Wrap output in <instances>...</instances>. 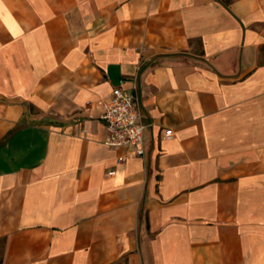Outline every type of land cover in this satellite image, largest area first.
I'll use <instances>...</instances> for the list:
<instances>
[{
    "label": "crops",
    "instance_id": "obj_1",
    "mask_svg": "<svg viewBox=\"0 0 264 264\" xmlns=\"http://www.w3.org/2000/svg\"><path fill=\"white\" fill-rule=\"evenodd\" d=\"M0 264H264V0H0Z\"/></svg>",
    "mask_w": 264,
    "mask_h": 264
},
{
    "label": "built area",
    "instance_id": "obj_2",
    "mask_svg": "<svg viewBox=\"0 0 264 264\" xmlns=\"http://www.w3.org/2000/svg\"><path fill=\"white\" fill-rule=\"evenodd\" d=\"M110 100L104 105L101 119L105 123L107 137L104 144L111 149L122 147L128 155L143 157L144 128L139 113V105L134 94H126L121 87H113ZM170 137L173 132L166 131Z\"/></svg>",
    "mask_w": 264,
    "mask_h": 264
}]
</instances>
